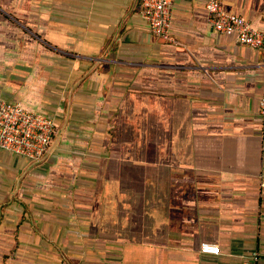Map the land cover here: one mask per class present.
<instances>
[{
	"label": "crops",
	"instance_id": "0c3cea01",
	"mask_svg": "<svg viewBox=\"0 0 264 264\" xmlns=\"http://www.w3.org/2000/svg\"><path fill=\"white\" fill-rule=\"evenodd\" d=\"M205 3L165 41L139 0H0V99L55 124L40 160L0 149V264H264V50Z\"/></svg>",
	"mask_w": 264,
	"mask_h": 264
},
{
	"label": "built area",
	"instance_id": "2783aa9c",
	"mask_svg": "<svg viewBox=\"0 0 264 264\" xmlns=\"http://www.w3.org/2000/svg\"><path fill=\"white\" fill-rule=\"evenodd\" d=\"M139 5L150 31L160 39L172 41L170 0H139ZM205 10L207 21L215 31L234 36L240 44L264 50V28L254 29L244 16L226 11L222 0H206ZM258 106L264 114V95ZM54 132L51 117L0 99V149L37 161L48 152ZM199 250L215 255L220 252L215 244H202ZM253 259L257 256L253 255Z\"/></svg>",
	"mask_w": 264,
	"mask_h": 264
}]
</instances>
